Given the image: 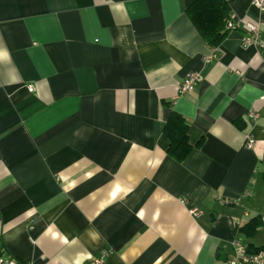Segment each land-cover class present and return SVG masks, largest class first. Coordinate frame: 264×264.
<instances>
[{
	"label": "crops",
	"instance_id": "crops-1",
	"mask_svg": "<svg viewBox=\"0 0 264 264\" xmlns=\"http://www.w3.org/2000/svg\"><path fill=\"white\" fill-rule=\"evenodd\" d=\"M194 1L0 0V253L14 264L104 250L103 264H228L256 215L264 251V49L239 26L206 60ZM226 1L264 45V11ZM171 110L194 146L182 163Z\"/></svg>",
	"mask_w": 264,
	"mask_h": 264
},
{
	"label": "trees",
	"instance_id": "trees-1",
	"mask_svg": "<svg viewBox=\"0 0 264 264\" xmlns=\"http://www.w3.org/2000/svg\"><path fill=\"white\" fill-rule=\"evenodd\" d=\"M229 11L226 0H195L186 8V15L207 45L216 48L228 33V20L226 19L229 17ZM188 129L189 125L186 119L181 114L171 110L166 118L163 133L168 139L167 155L179 163L184 162L194 148L189 142ZM261 226V219L256 215L239 228L240 235L247 243L243 238H237V240L242 242L249 253L263 251L262 247H256L251 242Z\"/></svg>",
	"mask_w": 264,
	"mask_h": 264
},
{
	"label": "built area",
	"instance_id": "built-area-1",
	"mask_svg": "<svg viewBox=\"0 0 264 264\" xmlns=\"http://www.w3.org/2000/svg\"><path fill=\"white\" fill-rule=\"evenodd\" d=\"M250 4L257 8L258 10L264 11V0H250ZM241 27L243 30V43L245 45H254L258 48L264 49V45L261 42V30L259 26L251 23L238 24L233 20L227 21V28L229 30ZM217 55V51L214 48L212 53L206 57V60L214 59ZM200 80L198 73L191 72L187 74L182 81L177 86V92L179 95L191 92L195 89L197 83ZM28 90L32 92L34 90L33 86L30 84L27 86ZM250 118H256L257 114L251 112L248 115ZM254 144L252 138H248L247 146L251 148ZM222 203H228L227 199H222ZM191 214L196 215V209L189 210ZM107 254L104 250L99 256L93 257L89 260V264H103V260ZM228 264H264V251H259L257 253H249L246 251L245 246L241 241L235 240L232 244V255L227 260ZM0 264H14V262L4 254L0 253Z\"/></svg>",
	"mask_w": 264,
	"mask_h": 264
}]
</instances>
